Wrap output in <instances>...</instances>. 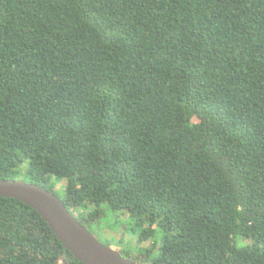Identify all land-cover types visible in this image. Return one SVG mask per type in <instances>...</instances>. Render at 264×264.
<instances>
[{
	"label": "trees",
	"instance_id": "16d2710c",
	"mask_svg": "<svg viewBox=\"0 0 264 264\" xmlns=\"http://www.w3.org/2000/svg\"><path fill=\"white\" fill-rule=\"evenodd\" d=\"M25 163L89 231L125 213L136 263L264 264V0H0V179ZM0 264L83 263L0 198Z\"/></svg>",
	"mask_w": 264,
	"mask_h": 264
},
{
	"label": "water",
	"instance_id": "95a60500",
	"mask_svg": "<svg viewBox=\"0 0 264 264\" xmlns=\"http://www.w3.org/2000/svg\"><path fill=\"white\" fill-rule=\"evenodd\" d=\"M0 198L20 201L37 211L65 249L83 264H139L101 243L54 192L42 186L27 181L0 179Z\"/></svg>",
	"mask_w": 264,
	"mask_h": 264
},
{
	"label": "rangeland",
	"instance_id": "374dc122",
	"mask_svg": "<svg viewBox=\"0 0 264 264\" xmlns=\"http://www.w3.org/2000/svg\"><path fill=\"white\" fill-rule=\"evenodd\" d=\"M28 164L22 165L15 174V179L20 181H27ZM54 190L62 195L66 182L59 184L52 183ZM102 218L98 224L91 227V232L105 245H110L114 250L122 252V255H130L138 257L140 253L139 248L146 249L151 247V242H146L143 245H138V234L134 225L130 222L125 213H113L104 209ZM139 247V248H138ZM140 257V256H139Z\"/></svg>",
	"mask_w": 264,
	"mask_h": 264
}]
</instances>
